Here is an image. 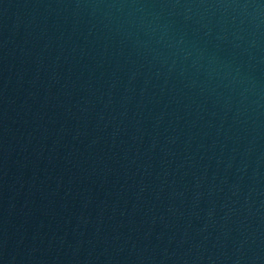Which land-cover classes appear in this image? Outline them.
Segmentation results:
<instances>
[{"label":"water","instance_id":"1","mask_svg":"<svg viewBox=\"0 0 264 264\" xmlns=\"http://www.w3.org/2000/svg\"><path fill=\"white\" fill-rule=\"evenodd\" d=\"M0 264H264V0H0Z\"/></svg>","mask_w":264,"mask_h":264}]
</instances>
